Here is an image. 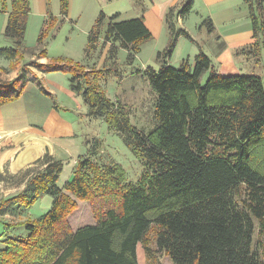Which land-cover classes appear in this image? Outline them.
Wrapping results in <instances>:
<instances>
[{"label":"trees","instance_id":"trees-1","mask_svg":"<svg viewBox=\"0 0 264 264\" xmlns=\"http://www.w3.org/2000/svg\"><path fill=\"white\" fill-rule=\"evenodd\" d=\"M243 1L252 32L247 51L257 60L264 50V0ZM192 2L185 0L177 19ZM60 8L66 15L68 0H60ZM29 13L28 0H0V14L7 15L3 37L12 41L0 49V60L21 59ZM119 17H110L104 40L118 43L133 60L151 34L142 18ZM174 43L156 55L157 69L142 73L153 95L149 132L132 126L125 107L115 108L94 79H87L94 70L31 63L42 74H71V89L83 94L89 115L122 137L143 172L128 184L120 165H99L89 150L63 185L64 165L48 151L17 174L1 173L0 184L10 180L12 188L22 189L0 200V217L24 214L42 195L52 201L36 220L11 226H23L27 236L0 240V264H137L138 244L146 264H160L161 257L172 264H264V81L254 74L215 72L202 53L192 67L185 60L174 68L167 62ZM36 56L46 59L45 50ZM210 69L202 85L200 77ZM80 78L85 89L74 86ZM28 82L24 74L0 77V108L17 101ZM82 201L89 203L95 224L72 231L67 217Z\"/></svg>","mask_w":264,"mask_h":264},{"label":"rangeland","instance_id":"rangeland-1","mask_svg":"<svg viewBox=\"0 0 264 264\" xmlns=\"http://www.w3.org/2000/svg\"><path fill=\"white\" fill-rule=\"evenodd\" d=\"M28 2L30 13L23 40L25 50L22 51L21 59L14 62L0 60V77L3 80H12L24 74L28 80L33 81V84L24 87L17 101L0 108V131H16L0 133V145H4V148L13 145L20 151L32 141V138H27L28 132L35 135L47 134L43 127L32 123V120L37 118L33 113L40 115L41 111L52 107L57 111L58 117H64L66 121L72 122L76 142L80 143L81 147L86 146L88 151L95 152L94 161L97 164L120 165L128 184H135L143 172L142 165L126 147L122 137L109 130L104 119L92 118L89 115L83 94L71 89L69 82L71 74L68 72L42 74L32 67V62L41 64L54 62L66 64L67 67L69 64H77L85 69L94 70L95 73L89 75L87 79H94V84L104 92L105 97L115 108L118 104L124 106L129 114L130 124L142 132H149L154 124L153 95L142 76L143 70L146 67L159 66L156 55L163 53L173 40L175 43L167 62L174 68H178L185 60L193 66L194 56L202 53L210 59L215 72L232 75L255 74L264 81V50L260 53L259 67L252 69L244 63L230 59L231 54L223 45L220 35L221 31L226 32L237 26L240 30L248 23V20L244 19L247 15V5L243 0L213 5H207L206 0H194L188 13L182 14V25L178 22L177 14L182 13L185 0H68L66 15L61 14L60 0ZM168 2L170 4L166 5ZM225 7L231 12L226 13ZM116 13L124 19L142 18L151 34L148 40L138 45L133 60L129 59L128 52L120 48L118 43L104 40L109 19ZM101 15L104 16L98 23ZM212 18L217 27L215 32L209 29L208 22L212 21ZM231 20L233 23H228ZM181 32H185V35L180 34ZM173 33L177 38L172 37ZM89 36L92 37L91 42L88 40ZM39 37L41 44H38ZM195 42L201 48H197ZM11 46L10 39L0 37V49ZM248 47L241 51V54L249 53ZM41 49L46 52L45 60H38L37 56L32 57ZM251 56L253 58V54ZM212 69L201 75L202 85ZM40 77L42 79H39ZM78 84L85 89L84 78H80L74 86ZM20 129L23 130L19 131ZM5 171L6 166L2 172ZM66 175L67 173L62 175L60 185L67 181ZM11 184L10 180L0 184V200L9 199L22 189L12 188ZM50 203L51 197L42 195L24 214L19 216L7 214L0 217V240L8 237L26 238L27 231L23 226H11L25 220H36L47 212ZM10 212L11 210L7 213ZM160 262L172 264L164 257H161Z\"/></svg>","mask_w":264,"mask_h":264},{"label":"crops","instance_id":"crops-1","mask_svg":"<svg viewBox=\"0 0 264 264\" xmlns=\"http://www.w3.org/2000/svg\"><path fill=\"white\" fill-rule=\"evenodd\" d=\"M226 1L234 0H206V4H223ZM168 4L170 3H166V5ZM153 5L155 4L153 3ZM157 5L158 4H156V6ZM224 10L226 11V13L231 12V10L226 7ZM244 19L248 20V23H245L244 28L239 30L237 26L226 32L221 31L220 35L223 39V45L226 46L228 53L231 54L230 59L235 60V62L239 61L246 64L250 68L255 69L256 67H259V59L255 60V58H252L251 53H247L245 55L241 54V51L247 49L252 36L251 25L248 19V12ZM119 20L128 19H124L120 15ZM6 22L7 15L0 14V37L3 36V30L5 28ZM178 22L181 25L183 24L181 23V19H178ZM210 22L212 25V29L215 32L217 27L214 19L212 18V21ZM228 23L233 22L231 20ZM218 38L220 37L218 36ZM195 43L197 48H201L198 47L197 42ZM190 66L192 67V64ZM151 67L157 69L158 65L157 67ZM35 79H37V77H35ZM39 79H42V77H40ZM30 83L33 84V81L29 80L28 84ZM56 113L57 111H55L52 107H50L49 109L47 108V110L41 111L40 115L36 112L33 113V116L37 115V118L33 119L32 123H34V125L43 127L47 134L35 135L34 133L28 132L27 138H32V141L28 142V145L22 148L23 150L17 151L13 145L8 148H4V145H0V174L3 173L2 171L6 166L7 171L10 174L14 175L25 166L41 158L43 154L48 151L51 156H53L56 160L61 161L64 165L62 174L60 175V179L65 173H67V175L65 176V180H68L70 178L77 160L79 159V157L86 156L88 150L86 146L81 147V144L76 142L75 133L72 128V122L66 121L64 117H58ZM23 129H20L19 131ZM10 132L16 131H0V133ZM67 222L72 231H76L77 229L85 226H93L95 222L93 220L89 203L87 201L77 202V208L67 217ZM2 247L3 246L0 244V248ZM136 259L137 264H146L144 251L140 244L136 246Z\"/></svg>","mask_w":264,"mask_h":264},{"label":"bare ground","instance_id":"bare-ground-1","mask_svg":"<svg viewBox=\"0 0 264 264\" xmlns=\"http://www.w3.org/2000/svg\"><path fill=\"white\" fill-rule=\"evenodd\" d=\"M16 160V159H15Z\"/></svg>","mask_w":264,"mask_h":264}]
</instances>
